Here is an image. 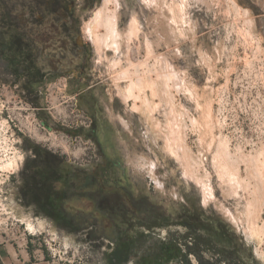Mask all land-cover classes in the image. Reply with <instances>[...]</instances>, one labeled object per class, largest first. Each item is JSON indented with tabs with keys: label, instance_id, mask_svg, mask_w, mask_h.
<instances>
[{
	"label": "rangeland",
	"instance_id": "obj_1",
	"mask_svg": "<svg viewBox=\"0 0 264 264\" xmlns=\"http://www.w3.org/2000/svg\"><path fill=\"white\" fill-rule=\"evenodd\" d=\"M69 1L105 113L92 132L52 79L0 81V246L46 264H186L188 246L190 264H264V0ZM47 161L70 175L55 194L34 171ZM101 186L143 215L110 225Z\"/></svg>",
	"mask_w": 264,
	"mask_h": 264
},
{
	"label": "trees",
	"instance_id": "obj_2",
	"mask_svg": "<svg viewBox=\"0 0 264 264\" xmlns=\"http://www.w3.org/2000/svg\"><path fill=\"white\" fill-rule=\"evenodd\" d=\"M89 1L86 0L85 4L87 5ZM70 8L68 0H0V81H8L11 78L17 81L25 78L29 80L28 88L34 90L37 85L52 79L53 56L58 53L65 55L68 52V48H55L53 40L61 41L65 37L68 39L69 33L80 32L75 10ZM70 10L72 17L69 14ZM55 18L60 19L57 25L53 23ZM43 164L34 167L35 175L42 179L51 194H55V184L63 182L66 184L70 180V175L67 172H61L59 167H53L52 162L47 161ZM89 178L95 180L96 175L90 174ZM60 190L59 188L57 191L59 197L61 196ZM95 191L90 189L91 194ZM120 192L118 191V194ZM114 193L117 192L114 191ZM117 199H119L118 196L114 200L117 205H120L121 210L132 212V217L139 218L143 215L140 209L137 211L132 206L128 207L127 202L123 203ZM97 210L101 216H106L110 220V225L117 224L112 211L106 210L103 213L102 209ZM94 220L97 221V218L94 217ZM184 223L200 226L196 217L187 219ZM205 226L215 230L216 236L222 235L219 226L215 223L212 222ZM121 252L110 257L112 264H124L127 261L128 256ZM191 253L198 254L194 247L188 246L187 251L181 255L186 264H190L188 255ZM138 263L144 264L141 261Z\"/></svg>",
	"mask_w": 264,
	"mask_h": 264
},
{
	"label": "flooded vegetation",
	"instance_id": "obj_3",
	"mask_svg": "<svg viewBox=\"0 0 264 264\" xmlns=\"http://www.w3.org/2000/svg\"><path fill=\"white\" fill-rule=\"evenodd\" d=\"M70 9L73 8L71 7ZM69 14L72 17L71 10ZM59 21L60 19L55 18L53 23L57 25ZM64 23L67 24L66 21ZM68 35V39L65 37L61 41L55 39L52 42L55 48H68V52L65 55L58 53L52 58V87L65 91L63 93L65 101L75 106L78 116L87 120L88 130L95 132L98 129L97 122L103 120V113H105L104 107L99 102V95L96 93V90L101 88L98 87L101 82L90 83L89 53L87 46L81 44L78 40L80 32H72ZM103 130H106V128H103ZM52 191H54V188H52ZM114 191L117 193L115 194ZM87 192L88 190L83 193L86 195ZM95 194L93 196L95 199L98 198V200L106 201V203L109 202L104 206L107 211H112L113 209L121 211L120 205H117L116 200H114L118 196L119 199L117 200L124 203L121 195L118 194V190H109L106 186H101L95 191ZM52 210L54 213L62 212L59 207H55ZM219 228L221 231V227Z\"/></svg>",
	"mask_w": 264,
	"mask_h": 264
},
{
	"label": "crops",
	"instance_id": "obj_4",
	"mask_svg": "<svg viewBox=\"0 0 264 264\" xmlns=\"http://www.w3.org/2000/svg\"><path fill=\"white\" fill-rule=\"evenodd\" d=\"M33 258H35L34 252L32 253L25 246L20 247L16 243L0 246V259L3 264H46L44 261H34Z\"/></svg>",
	"mask_w": 264,
	"mask_h": 264
},
{
	"label": "built area",
	"instance_id": "obj_5",
	"mask_svg": "<svg viewBox=\"0 0 264 264\" xmlns=\"http://www.w3.org/2000/svg\"><path fill=\"white\" fill-rule=\"evenodd\" d=\"M54 88V87H53ZM50 88L49 89V96L52 97V94L54 93V89ZM59 104L64 108L63 115L66 118H72L73 116L75 117V121H81L84 124H88L87 120L82 119L81 117L78 116V112L75 110V106L72 103L66 102L65 98L63 97L59 100ZM73 105V106H72ZM74 120V118H72Z\"/></svg>",
	"mask_w": 264,
	"mask_h": 264
},
{
	"label": "bare ground",
	"instance_id": "obj_6",
	"mask_svg": "<svg viewBox=\"0 0 264 264\" xmlns=\"http://www.w3.org/2000/svg\"><path fill=\"white\" fill-rule=\"evenodd\" d=\"M118 24V16H117V14L114 16V25L116 26ZM70 146H69V144L68 143H66V146H65V151L66 152H68V153H70V148H69ZM75 152V151H74ZM77 152V151H76ZM76 152H75V154H76ZM70 154H72V153H70ZM80 154V153H79ZM30 229H32L33 230V227H31L30 226Z\"/></svg>",
	"mask_w": 264,
	"mask_h": 264
}]
</instances>
